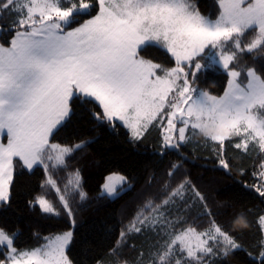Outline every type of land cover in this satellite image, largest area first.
<instances>
[{"label":"snow or ice","instance_id":"obj_1","mask_svg":"<svg viewBox=\"0 0 264 264\" xmlns=\"http://www.w3.org/2000/svg\"><path fill=\"white\" fill-rule=\"evenodd\" d=\"M217 3L219 12L213 19L200 12L195 0H0V34L11 35L7 46L0 44V136L7 139L6 144L0 142V203L9 200L13 161L18 158L29 170L43 166L42 187L55 192L75 225L69 201L77 193L81 202L87 199L80 170L68 174L63 190L49 173L50 168L67 169V161L92 142H49L54 130L70 118L74 99L97 103L102 112L93 113L94 119L113 126L122 122L133 140L141 139L158 120L165 149L179 150L202 135L205 143L218 145L216 154L224 169L230 168L224 158L225 141L234 137H239L234 147L241 152L264 153V76L254 67H236L241 54L264 53V0ZM93 8L98 10L90 15ZM79 16L90 18L78 23ZM73 23L78 26L71 27ZM249 30L255 36L245 42ZM152 44L171 53L175 67L163 68L140 55ZM205 49L215 50L216 63L228 76L219 97L194 86L196 73L207 67L195 61ZM259 168L253 173L260 181L255 187L264 197V159ZM179 169V164L170 165L158 192L148 196L121 228L109 249L112 264H224L242 248L215 220L203 231L182 227L187 221L181 213L191 207L189 198L211 213L187 176L173 186ZM155 179L148 178L149 186ZM107 181L103 189L109 196L116 192V183L126 182L124 177L114 182L112 176ZM35 204L43 213L60 215L43 195ZM255 223L261 233L259 264H264V213ZM147 232L156 236L147 251L141 249L132 261L121 260L128 238ZM72 239L69 230L45 237L41 247L18 251L15 234L0 228V247L7 249L0 264H72L66 255Z\"/></svg>","mask_w":264,"mask_h":264},{"label":"trees","instance_id":"obj_2","mask_svg":"<svg viewBox=\"0 0 264 264\" xmlns=\"http://www.w3.org/2000/svg\"><path fill=\"white\" fill-rule=\"evenodd\" d=\"M195 3L203 15H211L213 19L218 15L217 0H195ZM97 10H90V15H95ZM88 18L79 16L77 21L82 23ZM78 23H73L71 27L78 26ZM254 36L255 32L249 30L245 42H250ZM10 38V34H1L0 44L7 46ZM140 55L163 68L175 67V58L157 45L144 48ZM195 61L207 64V67H202L196 73L194 86L210 95L222 96L227 87V73L212 64L205 52ZM236 67H254L264 76V53L241 54ZM71 106L70 118L54 131L49 142L62 145L81 140L92 142L84 151L76 152L67 161V169L50 168L49 173L63 190L68 174L79 169L81 188L87 193V199L81 202L78 193L70 199L75 219L73 226L55 192L42 187L46 180L43 166L37 165L28 170L16 159L9 200L0 203V228L15 234L14 246L17 250L41 247L46 244L45 237L52 238L72 230L73 239L66 250L72 264H97V261L112 264L114 258H110L108 253L116 244L121 228L129 223L148 196L158 192L167 179L170 165L176 163L180 169L172 180L173 186L187 176L205 197L207 211L211 213V216L206 214L201 202L189 198L191 207L181 213L187 221L182 227L191 225L203 231L210 226L211 220H215L242 245L224 264H259L257 245L261 233L255 221L259 214L264 213V197L256 191L255 186L260 181L253 173L260 171L264 153L258 155L252 149L248 153L241 152L234 147L239 137H234L225 141L224 158L228 160L230 168L224 169L219 166L216 154L218 145L211 141L205 143L202 135L193 137L179 150L165 149L158 122L153 123L141 139L133 140L124 125L114 122L113 126L107 121L98 122L94 119L93 113L102 112L97 103H82L74 99ZM113 173L122 174L130 187L117 197L110 198L102 193V186L107 176ZM152 175L156 179L149 186L148 178ZM42 195L53 202L60 212L59 216L43 213L39 205L35 204L36 198ZM241 216L244 218L240 219ZM155 240L156 236L152 232L133 234L122 248L120 259L134 260L141 249L147 251ZM5 254L6 249L0 247V260L4 259Z\"/></svg>","mask_w":264,"mask_h":264},{"label":"rangeland","instance_id":"obj_3","mask_svg":"<svg viewBox=\"0 0 264 264\" xmlns=\"http://www.w3.org/2000/svg\"><path fill=\"white\" fill-rule=\"evenodd\" d=\"M1 35V34H0ZM152 45H156V44H152ZM157 46H159V45H157ZM159 47H161V48H163L162 46H159ZM164 50H166L165 48H163ZM167 51V50H166ZM215 50H211V49H205V53H206V56L207 57H209V60H210V62L212 63V64H216V65H218L217 63H216V60H217V56H215V55H213L212 53L214 52ZM171 54V53H170ZM203 54V53H202ZM201 54V55H202ZM219 66V65H218ZM220 67V66H219ZM187 70V69H186ZM241 79L243 80V74H242V77H241ZM115 122H118V123H120V124H122V122H120V121H115ZM155 122H158V125H159V127L161 128V131H162V136H163V127H161V124H160V122H159V120L158 121H154L153 123H155ZM152 123V124H153ZM165 125H166V120L163 122ZM123 125V124H122ZM151 126V125H150ZM149 126V127H150ZM127 128V127H126ZM128 129V128H127ZM129 130V129H128ZM55 131V130H54ZM130 131V130H129ZM130 133H131V131H130ZM51 137V136H50ZM4 139H5V137H3V136H0V142H2L3 143V141H4ZM49 140H50V138H49ZM171 149V148H170ZM16 159H18V158H14V161H13V176H14V173H15V160ZM19 160V159H18ZM35 166H37V165H35ZM34 166V167H35ZM33 167V168H34ZM32 168V169H33ZM31 169V170H32ZM29 170V169H28ZM109 176H112L113 178H114V182L116 181V178H118V177H124L122 174H119V173H113V174H110V175H108L107 176V178L109 177ZM107 178H106V180H105V183L106 182H108L107 181ZM125 178V177H124ZM13 179V178H12ZM125 183L123 184V185H120L119 183H116V192L112 195V196H109L106 192H105V190L103 189V186H102V193L103 194H106V195H108L110 198H115V197H117L120 193H122V192H124V191H126L127 189H129V187H130V185L129 184H127L128 183V181H127V179L125 178ZM104 183V184H105ZM10 186H11V184L9 185V195H10ZM8 202V201H7ZM6 202V203H7ZM70 245V244H69ZM69 245H68V247H69ZM67 247V248H68ZM3 248V247H2ZM67 248H66V250H67ZM3 249H6V248H3ZM18 251H20V250H18ZM6 252H7V249H6Z\"/></svg>","mask_w":264,"mask_h":264},{"label":"crops","instance_id":"obj_4","mask_svg":"<svg viewBox=\"0 0 264 264\" xmlns=\"http://www.w3.org/2000/svg\"><path fill=\"white\" fill-rule=\"evenodd\" d=\"M3 143H5V144L7 143V139H6V137H5L4 141H3ZM25 168H26V167H25ZM26 169H27V168H26Z\"/></svg>","mask_w":264,"mask_h":264}]
</instances>
